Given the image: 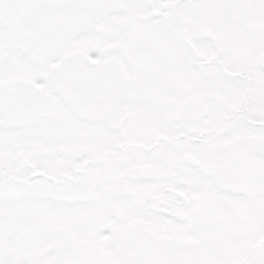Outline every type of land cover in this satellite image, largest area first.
I'll use <instances>...</instances> for the list:
<instances>
[{
	"label": "flooded vegetation",
	"instance_id": "obj_1",
	"mask_svg": "<svg viewBox=\"0 0 264 264\" xmlns=\"http://www.w3.org/2000/svg\"><path fill=\"white\" fill-rule=\"evenodd\" d=\"M109 1L0 0V102L11 104L14 117L19 119L4 127L0 117V149L5 152L0 154V182L14 191L20 184L42 180L46 197L51 194V183L70 180L82 184L91 168V183L97 185L105 180L99 184L103 199L99 194L98 198L100 206L105 199L111 201L108 209L114 220L112 215L119 216L124 211L122 201L133 197L135 204H140L135 190L130 196L132 185L153 193L155 206L151 208L157 212V206L164 204L158 198L162 190L180 199L188 211H197L199 200L193 184L186 182L183 187L175 183L184 166L198 170L211 182L218 179V190L206 194L210 193L213 199L218 196L220 204L226 202L228 192H233L237 198L236 214L249 215L251 221L255 216L263 217L264 68L259 56L264 50L257 55V63L249 66L239 65L232 57L225 58L222 52L219 59L211 56L209 27L202 24L203 34L195 37L193 6L196 3L199 7L230 8L238 27L241 23L252 25L251 36L255 40L264 33V0H220L218 5L202 0H118L114 12L105 16L100 8L93 10L91 16L83 13V8L106 7ZM119 7L143 8L139 14L132 12L131 16L116 18ZM116 25H124L122 31ZM223 25L225 29L226 23ZM246 33V28H242V34ZM118 35L122 36L121 41L115 40ZM133 46L132 60L129 49ZM158 49L161 52L156 54ZM149 54L154 56L150 59ZM148 58L151 63L146 70ZM212 68L237 91L235 100L223 106L213 122L210 107L207 109L209 99L196 97L194 87L195 73L209 81ZM207 81L201 84L205 82L208 87ZM223 86L221 93L225 96L228 85ZM196 104L203 112L208 110L207 117L203 116V122L197 125L201 129L197 135ZM4 112L0 106V116ZM67 120L97 126L92 132L96 145L90 159L83 160L79 155L67 160L66 155H61L66 149L83 148L78 142L69 147L62 127ZM157 123L165 124L169 134L150 129L146 133V126ZM36 127L42 128L39 140L34 137ZM219 132L234 144L231 165L226 153H211L210 138ZM39 143L41 148L35 150L33 147ZM163 145L172 151L180 147L179 159L175 155L164 161ZM130 149H138L145 158L138 160L135 155L134 159H123L122 154ZM38 150L46 160L53 154V159L43 161L41 168L34 161ZM6 155L12 159L9 163L5 162ZM51 163H60L59 170L53 171ZM162 163H168L165 172ZM14 164L26 170L22 178L5 174ZM27 190L18 191L31 192ZM105 192L108 195L104 196ZM174 202L172 199L165 207L171 210ZM133 220L139 223L140 230L146 228L144 220ZM155 231L152 234L158 237ZM248 245L251 252L261 248L264 232ZM46 253L38 252V263L48 262ZM240 258L241 264H254L248 260L250 255Z\"/></svg>",
	"mask_w": 264,
	"mask_h": 264
},
{
	"label": "rangeland",
	"instance_id": "obj_2",
	"mask_svg": "<svg viewBox=\"0 0 264 264\" xmlns=\"http://www.w3.org/2000/svg\"><path fill=\"white\" fill-rule=\"evenodd\" d=\"M202 2L220 4V0H202ZM135 3L138 2L135 1ZM193 7L195 37L198 33L203 34L202 24L209 27L211 56L219 59V56L223 54L225 58L235 59L239 65L249 66L257 63V55L264 50V33L261 32L263 29L259 30L261 33L254 40L251 36L252 25L241 23L238 27L230 8L225 10L222 7H199L196 3ZM130 8L119 7L116 18H122L124 15L131 16L132 12L139 14L143 7H132L128 10ZM123 20L124 18L121 19ZM224 22L226 23L225 29L223 28ZM123 26L117 27L116 25V29L122 31ZM242 28H246V34H242ZM117 37L119 38L115 37V40L121 41L122 36ZM125 42L128 43L129 40ZM203 45L207 48L206 43ZM133 48L135 46L129 49L131 59ZM160 52L161 50H156V54ZM149 55L150 59L154 56V54ZM149 58L145 67L142 64V70L143 67L149 70ZM136 63L139 61L137 60ZM211 70L209 81L196 72L194 87L196 97L201 95L209 99L210 106L208 105L207 109L210 107L209 116L213 122L222 112L223 106L235 100L237 91L233 84L230 85L225 81L214 68ZM202 81L209 82V86L206 87L205 82L202 85ZM223 85H228L225 96L221 93ZM160 94L159 92L158 95ZM221 96L226 103L222 102ZM197 100H195L196 103ZM1 102L0 106L5 109L4 116H0L1 125L8 127L13 121L19 122V119L14 117L12 105ZM207 109L205 113L198 104L195 105V135L201 132L197 125L203 122V116L208 114ZM170 118L164 117L171 123ZM62 127L66 130L65 140L69 143V147L72 143L78 142L83 148L66 149L61 155H66L67 160L79 155L83 160L90 159L95 152L96 145L92 132L97 126L67 120ZM145 128L146 133L148 129L163 130L165 134L169 132L165 124L157 123L156 126L152 124ZM230 128L231 126L227 130L229 131ZM41 130L42 128L36 127L34 131V137L38 140L42 138ZM79 135L82 137L81 140ZM220 135L219 132L210 138L211 153L216 156H219L220 152L221 154L226 153L227 161L231 165L234 144L228 142L232 140L227 139V141L223 138L224 135ZM163 146L161 152L164 161L175 155L179 159L177 150L181 151L180 147L172 151L166 148V145ZM35 147V150L38 147L40 149L41 144L33 148ZM126 152L125 155L122 154V158L126 160L134 159L135 155V159L138 160L145 158V154L138 149H130ZM1 153L5 152L0 149ZM26 154L29 155L27 151ZM34 156V161L39 168L43 166V161L48 162L49 159H53V154H51V157L46 160L41 150H38ZM4 159L6 163L12 161L8 155ZM166 164L168 163H162L163 172L166 170ZM59 165L60 163H51L50 168L56 171L59 170ZM11 166L10 171L5 173L7 176L13 173L22 178L26 173V170H22L19 165ZM90 174L91 168L88 169L86 178L82 179V184L73 183L74 181L70 180L61 184L51 183V194L46 197L43 196L45 183L42 180H36L32 184H20L17 187L22 191L29 189L31 192L28 194L18 190L11 191V187L6 189V185L0 182V264H43L38 263L41 258L38 252L42 250L47 252L45 258L48 262L45 264H241L240 257L249 255L251 256L248 258L250 262L264 264V245L255 249L254 252L248 250L251 246L248 245L249 242H253L259 234L264 232V216H255L251 221L249 215L245 217V215L236 214L234 209L237 198L233 192H228L229 194L225 196L226 202L223 204H220L218 196L213 199L210 193L206 194L214 189L218 190V179L211 182L206 175L194 168L180 167L175 183L183 187L186 182L193 184L194 195L198 196L199 200V209L194 212L188 211L180 199L172 197L165 190L159 192L158 198L162 199L164 204L161 207L157 206L159 209L157 212L151 208L155 206V200L151 196L153 193L150 195L147 189H140L138 186L134 188L132 185L130 196L132 197L134 194L132 191L135 190L137 199L141 201L140 204H135L133 197L122 201L121 207H124V211L119 216L112 215L114 218L112 220L111 211L108 209L112 207L111 201L105 199L103 206H100L98 198V194L101 195L100 185L105 180H100V185H95L91 183ZM168 175L169 179H172L170 172ZM11 182L16 185V181L11 180ZM106 195L108 193L105 192L104 196ZM172 199L175 200V205L168 210L165 205ZM133 218L144 220L146 228L142 227L140 230L139 223H135ZM134 223L135 226H133ZM155 230H157L158 237L152 234V232L156 233Z\"/></svg>",
	"mask_w": 264,
	"mask_h": 264
},
{
	"label": "water",
	"instance_id": "obj_3",
	"mask_svg": "<svg viewBox=\"0 0 264 264\" xmlns=\"http://www.w3.org/2000/svg\"><path fill=\"white\" fill-rule=\"evenodd\" d=\"M117 3H118V0H110L109 3L106 4V7H95V8H87L86 7V8H83L82 10H83V13L88 14L87 16H91L93 10L100 8V11L102 12L103 16H105L107 14L114 12V10L116 9ZM89 20L90 19H88V21ZM259 63L264 68V54H261L259 56ZM75 113H76V115H78L77 112H75ZM78 116H81V115H78Z\"/></svg>",
	"mask_w": 264,
	"mask_h": 264
}]
</instances>
